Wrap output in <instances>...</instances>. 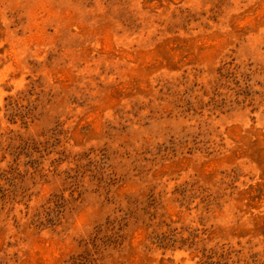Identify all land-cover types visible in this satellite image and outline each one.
Masks as SVG:
<instances>
[{
    "label": "rangeland",
    "instance_id": "rangeland-1",
    "mask_svg": "<svg viewBox=\"0 0 264 264\" xmlns=\"http://www.w3.org/2000/svg\"><path fill=\"white\" fill-rule=\"evenodd\" d=\"M0 264H264V0H0Z\"/></svg>",
    "mask_w": 264,
    "mask_h": 264
}]
</instances>
